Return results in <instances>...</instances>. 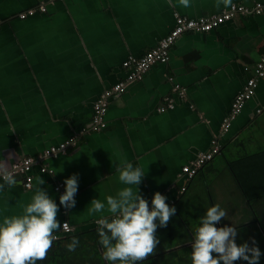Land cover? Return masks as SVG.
Instances as JSON below:
<instances>
[{
	"label": "crops",
	"instance_id": "0c3cea01",
	"mask_svg": "<svg viewBox=\"0 0 264 264\" xmlns=\"http://www.w3.org/2000/svg\"><path fill=\"white\" fill-rule=\"evenodd\" d=\"M45 1L0 0V165L7 171L76 135L102 92L126 78L123 62L156 46L176 16L197 19L233 4L264 5V0H231L228 7L222 0H188L187 7L180 0ZM43 3L46 12L18 18ZM263 52L264 13L237 16L207 33L183 34L165 63L110 98L102 131L81 136L67 154L43 161L46 173L34 167L30 189L20 176L16 185L0 188V223L23 214L41 177L40 187L59 207L58 221L74 233L91 229L110 215L106 210L89 215L91 200L106 203L126 187L116 171L126 160L144 172L138 188L149 207L159 192L182 217L175 214L157 229L156 251L191 247L199 218L216 204L227 213L218 228L233 226L238 245L245 240L251 247L254 240L262 248L264 164L249 159L235 174L228 163L264 150V78L232 121L220 155L192 178L181 168L210 148ZM73 174H78L76 204L66 210L53 187L60 183L64 192L63 181Z\"/></svg>",
	"mask_w": 264,
	"mask_h": 264
},
{
	"label": "clouds",
	"instance_id": "9594fccd",
	"mask_svg": "<svg viewBox=\"0 0 264 264\" xmlns=\"http://www.w3.org/2000/svg\"><path fill=\"white\" fill-rule=\"evenodd\" d=\"M188 6V0H180ZM225 7L231 0H222ZM219 7V3L217 4ZM119 180L126 185L115 196L106 197V203L92 199L88 214L103 213L96 220L99 244L103 248V258L109 264H141L152 256L160 243L156 236L158 228L167 227L176 208L166 203L167 197L159 192L153 194L151 208L149 202L139 193L138 186L145 175L140 167L122 161L116 169ZM0 176L5 185L12 187L17 181L10 171L0 165ZM37 187L31 202L24 207L22 215L5 217L0 223V264H37L46 258L55 233L61 229L57 219L59 207L42 187L45 181L36 178ZM64 192L59 196V205L68 210L75 207L74 196L78 191V174L63 181ZM227 215L219 204L209 207L194 227L191 241V264H235L243 260L247 264H258L261 252L253 240L252 245L236 243V228L217 227ZM67 228V224L63 225ZM79 246L73 237L66 245L69 251ZM215 254V256L213 255Z\"/></svg>",
	"mask_w": 264,
	"mask_h": 264
},
{
	"label": "built area",
	"instance_id": "2783aa9c",
	"mask_svg": "<svg viewBox=\"0 0 264 264\" xmlns=\"http://www.w3.org/2000/svg\"><path fill=\"white\" fill-rule=\"evenodd\" d=\"M52 1L53 0H46L45 3ZM37 11L41 13L46 12L45 4L43 3L37 9H30L26 12L20 13L18 18L25 19L33 16ZM262 13H264V5L257 3L253 7L233 4L228 9H225L217 15L200 17L197 19H188L186 17L176 16L174 27L156 46L152 47L139 58L129 57L128 60L123 62V67L129 69L126 78L102 92L93 105L92 117L88 123L81 127L76 135L67 138L58 145L50 146L36 157H26L21 159L18 163L13 165L9 171L13 174L14 178L16 176H20L22 178L24 188L30 189L32 186L31 173L34 167H37L40 173H46L47 169L43 166V161L48 158L55 159L67 154L68 150L73 149L76 146V143L81 136L92 132L102 131L106 127L105 115L110 98L114 95L123 93L129 84L140 81L144 74L153 65L165 63L168 60L171 46L180 36L189 32L207 33L237 16L260 15ZM262 78H264V52L254 66L250 78L246 80L242 89L234 97L228 114L222 120L217 136L213 137L210 142V148L206 152L199 154L194 162L182 167L181 172L183 175L187 178L194 177L199 169L220 153L222 146L221 141L229 132L232 121L241 113L245 103L253 97L257 84ZM171 107V105H168V108ZM3 182L4 180L2 176H0V184ZM61 189L62 185L58 183L55 186V190L59 193V196L63 194ZM64 224H67V228L63 227ZM61 225V229L55 233L57 239L72 233V229L67 222H62ZM93 225L98 227L96 222H94Z\"/></svg>",
	"mask_w": 264,
	"mask_h": 264
},
{
	"label": "trees",
	"instance_id": "16d2710c",
	"mask_svg": "<svg viewBox=\"0 0 264 264\" xmlns=\"http://www.w3.org/2000/svg\"><path fill=\"white\" fill-rule=\"evenodd\" d=\"M248 160L261 161L264 164V150L251 156L236 159L228 163V166L236 174L238 166L244 162L248 163ZM57 184L54 185V190ZM55 192L58 193L56 190ZM259 193L260 195H263L264 191ZM178 213L179 212L176 211V216L181 217V214ZM182 224L183 230H187L184 223ZM97 228L98 227L93 225L91 229L79 233L72 232L53 241L51 248L46 254V258L43 261H37V264H106L101 254V245L99 244ZM73 237L79 240V246L76 247L74 251H69L66 245L72 241ZM190 253L191 247H182L180 249L173 248L170 250L169 248L166 250L161 249L155 251L152 256H149L145 261L141 262V264H191ZM213 255L215 256V254ZM235 264H247V262L240 260L235 262ZM258 264H264V238L263 247L261 248V259Z\"/></svg>",
	"mask_w": 264,
	"mask_h": 264
},
{
	"label": "rangeland",
	"instance_id": "374dc122",
	"mask_svg": "<svg viewBox=\"0 0 264 264\" xmlns=\"http://www.w3.org/2000/svg\"><path fill=\"white\" fill-rule=\"evenodd\" d=\"M207 163H208V162H207ZM207 163H206V164H207ZM206 164H205V165H206ZM197 187H199V185H198ZM196 191H197V190H196ZM201 194H203V193L201 192ZM189 198H190V201H193V200H194V198H195L194 192H193V194H190V195H189ZM190 203H191V202H190ZM243 243H248V244H250L249 242H246L245 240H244ZM243 243H242V244H243ZM259 250H260V252H261V248H259ZM260 259H261V256H260L259 260H260Z\"/></svg>",
	"mask_w": 264,
	"mask_h": 264
}]
</instances>
